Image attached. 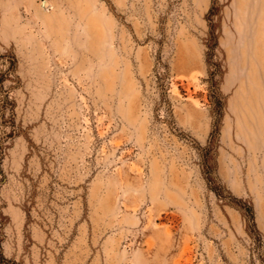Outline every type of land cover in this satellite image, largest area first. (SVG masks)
Returning <instances> with one entry per match:
<instances>
[{
  "label": "rangeland",
  "instance_id": "374dc122",
  "mask_svg": "<svg viewBox=\"0 0 264 264\" xmlns=\"http://www.w3.org/2000/svg\"><path fill=\"white\" fill-rule=\"evenodd\" d=\"M0 264H264V0H0Z\"/></svg>",
  "mask_w": 264,
  "mask_h": 264
}]
</instances>
